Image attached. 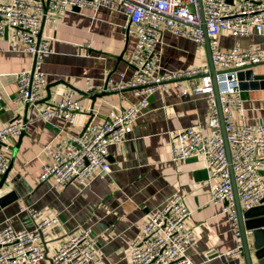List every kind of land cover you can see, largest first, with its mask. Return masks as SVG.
Wrapping results in <instances>:
<instances>
[{
    "label": "crops",
    "instance_id": "1",
    "mask_svg": "<svg viewBox=\"0 0 264 264\" xmlns=\"http://www.w3.org/2000/svg\"><path fill=\"white\" fill-rule=\"evenodd\" d=\"M49 16L55 20L45 19L42 28V37L52 48L43 63L47 86L42 101H58L65 90L72 89L75 98L93 112L80 113L74 124H64L61 120L47 122L29 108L22 137L20 134L8 142L10 161L14 159L0 190V197L5 196L0 227L10 223L18 229L33 228L30 214L20 210L31 206L41 210L43 217L58 219L45 230L42 245L46 257L38 264H54L52 258L63 239L81 226L92 229L105 264H130V245L149 215L179 194L191 212L187 224L197 237V244L188 251L193 263L227 264L218 255L232 250L237 240L221 204L210 201L214 181L209 180L205 160L201 156L185 160L172 157L178 130L196 127L203 133L210 131L208 100L204 95L185 92L190 89L188 79L172 81L151 95L148 111L138 118L128 138L110 146V176L97 178L89 186L75 181L59 188L53 186L52 178L39 179L43 167L51 162L47 147L63 134L79 135L89 121L100 123L114 109L138 100L131 89L107 91V95L92 99L104 91L108 76L117 83L131 77L127 62L137 36L125 14L103 6ZM219 41L224 49H245L257 43L264 51V33L233 36L222 32ZM160 47L161 72L209 66L211 62L207 46L201 48L170 31L164 32ZM32 62V54L10 34L0 37V128L14 119H24L28 105L14 100L16 74L29 69ZM250 68L254 77L243 80L244 111L236 113L235 120L238 124H264V60ZM121 71L126 72L124 78ZM250 242L252 245L251 238ZM239 264H247L245 254ZM253 264H259L256 258Z\"/></svg>",
    "mask_w": 264,
    "mask_h": 264
},
{
    "label": "built area",
    "instance_id": "2",
    "mask_svg": "<svg viewBox=\"0 0 264 264\" xmlns=\"http://www.w3.org/2000/svg\"><path fill=\"white\" fill-rule=\"evenodd\" d=\"M109 7L126 15L137 36L136 46L127 62L131 77L117 83L108 76L104 91L131 89L138 100L114 109L100 123L88 124L79 135L66 132L53 146L47 147L50 164L43 167L41 181L53 179L55 188L72 182L89 186L95 179H105L112 172L109 148L124 142L149 108L151 95L166 89L168 83L188 79L190 93L204 95L209 103L210 131L196 127L178 130L172 147L173 160L201 156L210 181H214L210 201L221 204L236 236L237 244L228 253L218 255L227 264H239L245 254L237 198L243 211L256 207L264 199V124H238L235 114L244 111L239 71L264 60L259 44L248 48H222L219 35L246 36L264 33V0H9L0 2V37L10 34L23 49L32 54V66L16 74L17 96L47 122L61 120L74 124L80 113L93 112L65 90L58 101L43 102L47 86L44 59L52 53L50 41L42 37L43 22L49 13L90 7ZM184 36L206 47L215 66L161 72V43L164 32ZM41 37L39 38V35ZM126 76L125 71L119 72ZM218 93V95H217ZM3 100L0 91V109ZM223 117L226 136L221 128ZM21 118L0 128V180L10 167L8 142L22 133ZM230 149L228 157L227 147ZM34 220L33 228H15L10 223L0 227V264H38L46 257L42 245L45 230L58 221L43 217L31 206L21 207ZM191 212L179 194L169 197L154 209L142 232L130 245V264H194L188 251L197 244L193 229L187 224ZM54 264H105L92 229L81 226L70 232L52 258Z\"/></svg>",
    "mask_w": 264,
    "mask_h": 264
},
{
    "label": "water",
    "instance_id": "3",
    "mask_svg": "<svg viewBox=\"0 0 264 264\" xmlns=\"http://www.w3.org/2000/svg\"><path fill=\"white\" fill-rule=\"evenodd\" d=\"M229 2L231 0H228ZM74 10H80L79 8H75ZM41 37V34L39 35V38ZM206 46L209 51L210 55V67L212 70V74L215 75V66L212 61V55H211V50L209 46V40H206ZM254 77L253 70L250 68L240 70L239 71V78L241 80V88H242V83L243 80H251ZM107 91H102L100 93H96L95 95L92 96V99L95 101L98 97H103L107 95ZM218 95V93H217ZM219 96V95H218ZM28 111L29 107L27 106L25 110V115H24V121L27 122L28 120ZM221 121H222V130L223 134L226 136V131H225V126H224V121L223 117L221 116ZM91 121H89L86 126L83 128L82 131L86 129L88 124ZM24 133V130L21 133L20 138L22 137ZM227 147V152H228V157L230 158V149L228 144H226ZM13 159L14 156L11 158L10 161V167L8 171L3 175L1 181H0V190L3 187V184L5 183L8 174L12 168L13 164ZM5 196L0 197V207L3 206V200ZM237 204H238V212H239V219H240V226H241V232H242V238H243V243H244V250H245V259L247 264H253L254 258L258 260L259 264H264V199L262 200V204L256 207H253L251 209L243 211L240 201L237 198ZM250 234L247 231H250ZM250 238L252 239V245L250 242ZM53 261V260H52Z\"/></svg>",
    "mask_w": 264,
    "mask_h": 264
},
{
    "label": "rangeland",
    "instance_id": "4",
    "mask_svg": "<svg viewBox=\"0 0 264 264\" xmlns=\"http://www.w3.org/2000/svg\"><path fill=\"white\" fill-rule=\"evenodd\" d=\"M1 181V180H0Z\"/></svg>",
    "mask_w": 264,
    "mask_h": 264
}]
</instances>
